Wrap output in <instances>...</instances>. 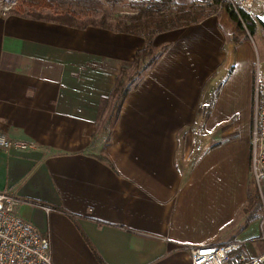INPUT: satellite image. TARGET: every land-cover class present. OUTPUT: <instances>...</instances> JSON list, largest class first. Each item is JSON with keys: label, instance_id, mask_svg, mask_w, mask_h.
<instances>
[{"label": "crops", "instance_id": "crops-1", "mask_svg": "<svg viewBox=\"0 0 264 264\" xmlns=\"http://www.w3.org/2000/svg\"><path fill=\"white\" fill-rule=\"evenodd\" d=\"M258 13L250 38L235 39L223 7L155 34L160 54L103 135V98L144 38L0 4V131L29 144L0 148V189L48 233L54 264H100L81 231L108 264H191L189 245L257 234L259 216L246 221L243 207L256 191L249 138L254 76L264 73ZM194 143L201 149L186 160Z\"/></svg>", "mask_w": 264, "mask_h": 264}, {"label": "trees", "instance_id": "trees-1", "mask_svg": "<svg viewBox=\"0 0 264 264\" xmlns=\"http://www.w3.org/2000/svg\"><path fill=\"white\" fill-rule=\"evenodd\" d=\"M13 9L28 13L36 17L67 22L77 26L92 24L104 28L139 34L144 38V44L136 51L131 61L122 65L120 73L116 76L114 87L108 97L103 98L101 109L98 113L106 110L104 124L99 125V130L109 134L118 115L122 101L129 91L140 79L143 73L154 63L160 54L162 47L155 50L152 39L158 32L166 29L181 27L200 21L205 16L223 7L227 10L230 18L246 32H252L255 27L253 15L244 10L238 13L226 0H157V1H132L125 0L121 5L125 7L122 16L114 21L108 20L104 14L95 16L101 10H105L109 3L113 7L118 0H16ZM221 5L218 7V5ZM27 7V10H26ZM48 8L52 12L43 14L42 9ZM83 17H85L83 19ZM126 64L132 65V71L126 73ZM98 118V119H99ZM28 201L48 205L51 208L61 209L59 206H51L44 201L27 199ZM246 212L245 220L257 218L261 212L260 199L257 192H248L246 204L243 207ZM75 221V217L70 215ZM76 222V221H75ZM92 253L100 264H108L101 257L96 247L89 238L81 231Z\"/></svg>", "mask_w": 264, "mask_h": 264}, {"label": "built area", "instance_id": "built-area-1", "mask_svg": "<svg viewBox=\"0 0 264 264\" xmlns=\"http://www.w3.org/2000/svg\"><path fill=\"white\" fill-rule=\"evenodd\" d=\"M157 1V0H132ZM202 2L204 0H196ZM238 13L244 10L251 15L259 7V18L264 20V0H226ZM250 171L254 188L259 196L261 212L256 235L246 239H233L208 245H189L191 264H264V250L256 248L264 240V73L256 71L253 81L252 118L250 128ZM29 144L0 131V148L6 152L23 149ZM201 147L193 144L185 152V159L196 158ZM20 198L7 186L0 189V264H54L48 233L41 231L31 220L17 211ZM46 211L52 209L43 206ZM250 244L252 252L244 245Z\"/></svg>", "mask_w": 264, "mask_h": 264}, {"label": "rangeland", "instance_id": "rangeland-1", "mask_svg": "<svg viewBox=\"0 0 264 264\" xmlns=\"http://www.w3.org/2000/svg\"><path fill=\"white\" fill-rule=\"evenodd\" d=\"M125 0H118V2L113 6L111 7L109 5V3L106 5V8L105 10H101L97 13H94L95 16H100L101 14H104L106 16V18L108 20H111V21H114L116 18L120 17L123 15V13L125 12V7L123 5H121ZM0 4H2L3 6H7V7H10V8H14V6L17 4V1L16 0H0ZM221 5L219 4L218 7H220ZM257 9V8H256ZM26 10H27V7H26ZM259 11V9L255 10V13ZM52 12L51 9H48V8H43L42 9V13L43 14H50ZM85 17H83L84 19ZM237 27V33H235L234 37L235 39H238L239 37L241 38L240 34L243 33L244 35H246V37L250 38V35L244 30L242 29L241 27ZM251 34L253 36L256 35V30H253L251 32ZM155 50L158 49V47H154ZM132 71V65L131 64H126V73ZM105 113H106V110H103L100 114V118L98 119V124H104V116H105ZM103 135H105V133L102 132ZM195 144V143H194ZM191 160V159H190ZM250 189L253 191V186L251 185L250 186Z\"/></svg>", "mask_w": 264, "mask_h": 264}]
</instances>
